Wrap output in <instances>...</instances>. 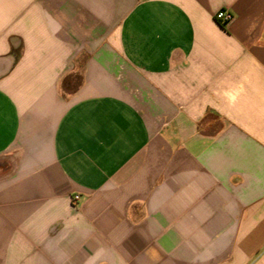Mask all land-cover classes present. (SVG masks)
<instances>
[{"label": "crops", "instance_id": "1", "mask_svg": "<svg viewBox=\"0 0 264 264\" xmlns=\"http://www.w3.org/2000/svg\"><path fill=\"white\" fill-rule=\"evenodd\" d=\"M0 264H264V0H0Z\"/></svg>", "mask_w": 264, "mask_h": 264}, {"label": "built area", "instance_id": "2", "mask_svg": "<svg viewBox=\"0 0 264 264\" xmlns=\"http://www.w3.org/2000/svg\"><path fill=\"white\" fill-rule=\"evenodd\" d=\"M215 18L217 21H219L223 25H227L232 20V16L223 11L217 12ZM74 198L77 199V196H75Z\"/></svg>", "mask_w": 264, "mask_h": 264}]
</instances>
